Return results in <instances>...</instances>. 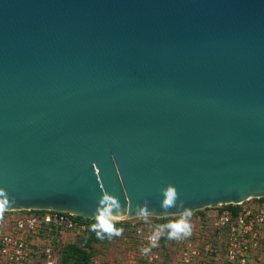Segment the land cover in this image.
<instances>
[{
    "label": "water",
    "instance_id": "water-1",
    "mask_svg": "<svg viewBox=\"0 0 264 264\" xmlns=\"http://www.w3.org/2000/svg\"><path fill=\"white\" fill-rule=\"evenodd\" d=\"M167 183L192 212L264 197V0H0L8 209L163 217Z\"/></svg>",
    "mask_w": 264,
    "mask_h": 264
},
{
    "label": "built area",
    "instance_id": "built-area-1",
    "mask_svg": "<svg viewBox=\"0 0 264 264\" xmlns=\"http://www.w3.org/2000/svg\"><path fill=\"white\" fill-rule=\"evenodd\" d=\"M249 200L236 203L240 209L235 213L227 207H211L219 208L211 223L191 218L193 231L188 238L169 240L165 236L178 254L168 264H216L218 254L219 264H254L264 242V197ZM76 216L80 215L51 208L7 209L0 219V264H58L59 235L82 234L91 226L85 218L94 220ZM118 220L128 221L119 228L124 229L120 237L127 240L129 264H159L161 239L147 255L141 251L148 245L149 226L136 216ZM209 225L213 230L208 231Z\"/></svg>",
    "mask_w": 264,
    "mask_h": 264
},
{
    "label": "clouds",
    "instance_id": "clouds-1",
    "mask_svg": "<svg viewBox=\"0 0 264 264\" xmlns=\"http://www.w3.org/2000/svg\"><path fill=\"white\" fill-rule=\"evenodd\" d=\"M162 200L160 206L163 210L161 216L167 217L169 209L177 208V215L173 219L167 220L166 223L153 225L149 217L156 215L150 211L148 201L137 204L135 216L142 219L145 225L149 226L150 232L146 237L148 245L141 249L144 255L151 252L153 248L159 246V241L162 237H167L169 240H181L191 236L193 224L191 218L193 215L190 206L185 205L182 199H179V193L173 183H167L161 188ZM14 203V198H10L9 192L5 187L0 186V219L3 218L4 212ZM172 213V212H171ZM123 215V208L117 195L102 190L94 210V223L91 224L90 230L94 232L98 239L103 240L105 237H119L123 234L124 229L118 228L120 222L118 217Z\"/></svg>",
    "mask_w": 264,
    "mask_h": 264
},
{
    "label": "rangeland",
    "instance_id": "rangeland-1",
    "mask_svg": "<svg viewBox=\"0 0 264 264\" xmlns=\"http://www.w3.org/2000/svg\"><path fill=\"white\" fill-rule=\"evenodd\" d=\"M250 201V200H249ZM244 201L242 204H247L249 202ZM223 206V205H220ZM211 209L210 208H205ZM195 212V211H194ZM164 217V216H163ZM153 218V217H149ZM193 221H197L196 219H193ZM213 230V226L209 225L208 231ZM63 236V237H62ZM75 235H69L67 232H63L61 235V243L60 245H63L62 255H61V261L58 262L59 264H66L71 261V251H70V242L76 241L74 239ZM63 242V243H62ZM127 240H122V238L119 237H112L111 239L106 238L99 241L92 242L91 246H86L90 249L89 252V264H129L128 262V252L129 249L126 247ZM79 245L80 242L78 243ZM61 251H57V257L60 256ZM220 253V252H219ZM160 261L159 264H168L169 262H172L175 257L178 256L177 254V248L174 246V243L171 241H168L161 244L160 249ZM221 254H218V261L216 264H219ZM260 255V256H259ZM259 255H257L256 261L254 264H264V242L261 246V251L259 250ZM259 256V257H258ZM59 258V257H58ZM214 264V263H212Z\"/></svg>",
    "mask_w": 264,
    "mask_h": 264
},
{
    "label": "trees",
    "instance_id": "trees-1",
    "mask_svg": "<svg viewBox=\"0 0 264 264\" xmlns=\"http://www.w3.org/2000/svg\"><path fill=\"white\" fill-rule=\"evenodd\" d=\"M222 207H227L229 208L230 210H232V212H237L238 209H240V206L237 205V204H224ZM201 209L199 210H196L195 212H198L200 211ZM76 218H78L79 220L80 219H83V217L81 216H76ZM169 219H173V217L171 218V216H167V217H153L152 218V222H155L157 224L159 223H166L167 220ZM85 220L87 222L90 223V225L92 223H94V220H91V219H88V218H85ZM128 221H124V222H119L117 224V227L119 228L122 224H127ZM107 237H105L104 239H106ZM74 239H76V241H71L70 243V253H71V261L69 263H66V264H89V252H90V249L86 246H91L92 242H96V241H99L101 239H98L96 234L94 232H92L90 230V228H88L84 233L82 234H79L77 236L74 237ZM80 242L81 245H79L78 243ZM161 242H162V245L166 242L164 237L161 238ZM83 245H86V246H83ZM63 245H59L58 247V252L61 251V254L59 253L60 256H58V262L61 261V255H62V250H63ZM59 264V263H58ZM61 264V263H60Z\"/></svg>",
    "mask_w": 264,
    "mask_h": 264
},
{
    "label": "crops",
    "instance_id": "crops-1",
    "mask_svg": "<svg viewBox=\"0 0 264 264\" xmlns=\"http://www.w3.org/2000/svg\"><path fill=\"white\" fill-rule=\"evenodd\" d=\"M217 210H219L218 207L217 208L207 209V210L206 209H201L198 212H193L192 218L196 219V220H199L200 222H204V224L205 223H211V220H213V216L215 215ZM61 235L62 234L59 235V237H60L59 242H58L59 245L61 243Z\"/></svg>",
    "mask_w": 264,
    "mask_h": 264
},
{
    "label": "bare ground",
    "instance_id": "bare-ground-1",
    "mask_svg": "<svg viewBox=\"0 0 264 264\" xmlns=\"http://www.w3.org/2000/svg\"><path fill=\"white\" fill-rule=\"evenodd\" d=\"M122 217V216H121ZM118 218H120V217H118Z\"/></svg>",
    "mask_w": 264,
    "mask_h": 264
}]
</instances>
